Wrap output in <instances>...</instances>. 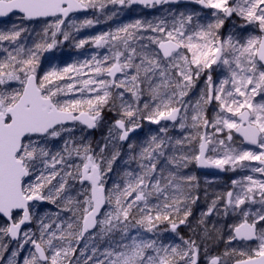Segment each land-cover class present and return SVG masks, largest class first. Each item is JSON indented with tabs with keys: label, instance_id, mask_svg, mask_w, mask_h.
I'll return each instance as SVG.
<instances>
[{
	"label": "snow or ice",
	"instance_id": "snow-or-ice-1",
	"mask_svg": "<svg viewBox=\"0 0 264 264\" xmlns=\"http://www.w3.org/2000/svg\"><path fill=\"white\" fill-rule=\"evenodd\" d=\"M190 2L210 10L208 22L165 9L80 39L77 49L96 52L60 67L44 65V53L99 22L73 14L179 0H0V18L20 19L0 31V264H264V0ZM230 18L247 31L222 34ZM106 114L115 119L94 144L88 133ZM143 121L159 128L138 143L130 134ZM126 141L127 167L110 184ZM192 164L244 175L215 193L185 238L177 229L200 198ZM37 202L56 211L40 214ZM213 214L233 221L219 254L209 247L223 239L207 226ZM168 231L180 243L160 238Z\"/></svg>",
	"mask_w": 264,
	"mask_h": 264
},
{
	"label": "rangeland",
	"instance_id": "rangeland-1",
	"mask_svg": "<svg viewBox=\"0 0 264 264\" xmlns=\"http://www.w3.org/2000/svg\"><path fill=\"white\" fill-rule=\"evenodd\" d=\"M108 7H109V11H108V13H106L104 15H101L99 13L94 14L93 11L89 10L90 12L86 16H73L72 18L74 20H76L77 23H79L80 21H83L85 18L94 19V20L98 19L99 22L95 23L91 27L83 28L79 32L72 30V38H70L69 41L62 42L56 48H54L53 52L51 53V55L48 58L45 57L46 53H44V56L41 58L42 63L46 66L49 63H51L52 65L62 67L67 63H73L76 61H82L86 58H90V56L96 52V49L94 48V46L85 45L84 48L77 49L75 47V43H77L80 39H86V38H89L91 36L100 34L102 32L115 30L116 28H118L124 24L134 22L137 18L140 19L139 15H140L141 11L139 9H132L130 6L121 8L119 5H109ZM111 12H115L116 15L112 16L111 19H108L107 17H108V15H111ZM150 15L151 16L147 17V18L155 20L159 16L167 15V12L162 11V12H158V13L150 14ZM235 19H237V18H230L229 19L231 22L229 24L227 34L234 33L235 35H240L241 31H242V33H243V31H246V29L240 28V24L238 22H235L236 21ZM19 23H20L19 16H14L13 18L10 19L9 22L0 26V31L10 30L14 24H19ZM25 26L28 27L29 29L35 28L36 32H39L40 29L43 27V25L39 22H33V23L25 22ZM36 32L31 33V35L26 38L27 42L29 44H31V42L33 40L37 39ZM61 40H62V37H61ZM3 46L7 47L8 46L7 42H4ZM3 55H4V53L0 52V57H3ZM214 78H215V73H214ZM198 91H199V89L197 88V89H194L190 93L192 96L191 99L193 101L198 96ZM257 99H259V97ZM77 136H79V132H77ZM179 136L180 135H178V133H177L176 137H179ZM97 141L102 142L99 139H97L96 142ZM138 142H139V140H138ZM122 153H123L124 157L127 158L128 152L124 151ZM117 159L118 160L122 159L121 155ZM115 169L116 168H113V171L108 174L110 184L113 181L119 180V175L115 173ZM122 172L120 173V175H122ZM229 185L231 186V181L229 182ZM50 207H51V209H48V210H39V208H37V211L40 214H43L46 211H52V212L56 211V209L54 210L55 206L50 204ZM225 229L228 230L227 227ZM197 231H199V230H197ZM182 235L187 238L190 235H192V232H191V230L190 231L189 230L184 231V233H182ZM146 236H147V238H152L150 236V234H146ZM175 236L173 237L172 235H170L167 232L163 236H161L160 238L162 240H164V238H166V237L168 239H175L177 241L176 243H178L179 239L177 236L176 237ZM86 242H87V240L83 241L81 243L80 247H83V243H86ZM216 242H219V241H216ZM216 242L213 241V242H211V244L216 245ZM106 246L107 245L102 246L101 250H103V248ZM25 254H27V252H25ZM202 260H203V258H202Z\"/></svg>",
	"mask_w": 264,
	"mask_h": 264
},
{
	"label": "flooded vegetation",
	"instance_id": "flooded-vegetation-1",
	"mask_svg": "<svg viewBox=\"0 0 264 264\" xmlns=\"http://www.w3.org/2000/svg\"><path fill=\"white\" fill-rule=\"evenodd\" d=\"M182 7H190L192 9H194V11L202 13L199 17H195L194 21L196 19H198L201 23H204V20L206 21L207 20L206 18L209 17V15H208L209 12L208 13L207 12L206 13L202 12V11H200L198 8H196L194 6L186 5V6H181L180 8H182ZM174 8H176V7H162L160 9L153 8L151 10L143 9V8H135V9H139L140 11L144 12L145 14H155V13L162 12V11L164 12L165 9H167V10H169V9L172 10L173 9V11H174ZM86 15H80V16H86ZM235 20H236L235 22H238L239 24L242 23L238 18L235 19ZM230 22L231 21L229 19H226L225 20V24H224V28L220 29L221 33L224 34L225 36L228 33V27H229ZM1 25H4V24H1ZM244 32L245 31H243V33ZM243 33L241 31V34H243ZM45 57H46V54H45ZM189 95H190V97H192L191 94H189ZM114 119H115V117H114ZM158 128H159L158 125H151L150 122L143 121L142 122V128L138 129L139 130L138 133L136 135H133L131 137V140L136 141V142H138V140H139V142H142L149 135L156 134ZM97 131H100V132H99V135L96 138V140L99 139V140L102 141L103 137L105 135H107V120H106V123H105V125L103 127L95 129L94 132H89L88 133V135L92 139V141H94V138H95L94 135L96 134ZM171 132H172V135L175 136V137H176L177 133H178V135H181L180 130L178 129V127L175 128V129H172ZM118 147H120L122 151H127V143H118ZM185 171L188 172V173H191V174H195L197 176L198 183H199V189H198L197 194L199 195L200 198L196 201L195 204H193L191 206L192 207V216L189 217V223L185 224V225H180L178 227L177 232L180 235H182V233H184V231H188V230L190 231L191 227H195L197 220L200 218V214L203 212L200 209H201V205L204 202H206L207 200H209V202H211V200L214 198L215 193L224 191L228 187H231L229 185V182L231 181V179H239L240 177H242V175H244V173L240 172V171H237V172H223L221 175H216V174H213V173H211V174L202 173L195 164L190 165L189 168L186 169ZM206 181H207V183H206ZM205 190L208 193L207 199H205ZM73 195H75V193H73ZM47 205H48L47 202H46L45 205L37 204V208H41V209L45 208V210L51 209L50 205H48V207H47ZM55 209L56 208H54V210ZM232 222L233 221H232V219L230 217H224L222 215L221 216H217L216 214L208 216L207 220H206L207 226L209 228H212V225L215 224L218 229H220V228H222L224 226L227 227V225L232 223ZM165 227H166V225H164V224L160 225L161 230H163ZM168 233H170V235L175 236V234L171 233L170 231H168ZM237 245H239V244H237Z\"/></svg>",
	"mask_w": 264,
	"mask_h": 264
},
{
	"label": "trees",
	"instance_id": "trees-1",
	"mask_svg": "<svg viewBox=\"0 0 264 264\" xmlns=\"http://www.w3.org/2000/svg\"><path fill=\"white\" fill-rule=\"evenodd\" d=\"M169 11H173V9L172 10H170L169 9ZM180 11H185V12H193L194 11V9H192V8H190V7H182V8H180V7H176V8H174V12H180ZM151 15L150 14H144V15H140L139 17H140V19L141 20H154V19H148L147 17H150ZM208 18V17H207ZM206 18V19H207ZM138 19V18H137ZM133 21V20H132ZM206 22H208V19L205 21L204 20V23H206ZM105 120H107V122H109V121H112L113 119H114V116L113 115H111V114H106V116H105ZM99 132L100 131H97L96 132V134L94 135V141H93V143L95 144L96 143V138L98 137V135H99ZM122 152H124V151H122L121 150V157H122V159H120V160H116L115 162H114V164H113V168H116L115 169V173L116 174H120L127 166H126V164H125V160L127 159V158H125L124 157V155H123V153ZM135 165L133 164L132 165V167H134ZM48 205H50V204H48ZM48 205H47V207H48ZM39 210H45V208H43V209H41V208H39ZM226 228V226H224V227H222V228H220V230H221V233H222V235H223V239L222 240H216V241H219V242H216V245H213V244H209V247L211 248V251H212V253L213 254H219V253H222L224 250H225V247H226V244H225V241L227 240V237H228V230L227 229H225ZM165 233H167V232H164L163 233V235L165 234ZM170 234V233H169ZM225 234V235H224ZM162 235V236H163ZM173 236V235H172ZM183 236V235H182ZM174 237V236H173ZM176 237V236H175ZM186 238V237H185ZM165 243H169V242H173V243H176L177 241L175 240V239H168L167 237L166 238H164V240H163ZM179 241V240H178ZM178 243H180V241L178 242ZM104 245H107L106 244V242H100V247H102V246H104ZM231 247H239L238 245H232ZM201 264H204V261L202 260V258H201Z\"/></svg>",
	"mask_w": 264,
	"mask_h": 264
},
{
	"label": "water",
	"instance_id": "water-1",
	"mask_svg": "<svg viewBox=\"0 0 264 264\" xmlns=\"http://www.w3.org/2000/svg\"><path fill=\"white\" fill-rule=\"evenodd\" d=\"M186 5H191V6H194V7H196V8H198L199 10H201V6H199V5H197V4H195V3H192V2H190V0H179V3H174V4H170V5H163V6H157L156 8L157 9H160V8H162V7H178V6H186ZM131 7L132 8H144V9H146V7H144L143 5H141V4H132L131 5ZM152 8H149V10H151ZM202 12H208L209 10L208 9H203V10H201ZM88 12L89 11H87V12H80V13H75V14H73V16H77V15H86V14H88ZM15 15H19V14H14V15H10V16H8V17H2V18H0V24H2V23H6V22H8L9 21V19L12 17V16H15ZM72 16V17H73ZM52 51L53 50H51L50 52H46V58L47 57H49L50 56V54L52 53ZM151 124V123H150ZM151 125H154V124H151ZM95 130H91L90 132H94ZM138 129L134 132V133H132V134H130V137H132L133 135H136L137 133H138ZM122 143H128V141H126V142H122ZM199 170L202 172V173H208V174H211V173H213V174H216V175H221L223 172H221V171H219V170H216V169H211V168H208V169H205V168H199ZM37 204H39V205H45L46 204V202H43V203H40V202H37ZM236 242H233V244H235Z\"/></svg>",
	"mask_w": 264,
	"mask_h": 264
},
{
	"label": "bare ground",
	"instance_id": "bare-ground-1",
	"mask_svg": "<svg viewBox=\"0 0 264 264\" xmlns=\"http://www.w3.org/2000/svg\"><path fill=\"white\" fill-rule=\"evenodd\" d=\"M130 7H131V6H130ZM131 8H132V7H131ZM132 9H135V8H132ZM144 14H145V13L141 11L140 15H144ZM140 15H139V16H140ZM207 19L209 20L210 17H208ZM222 28H224V26H223ZM222 28H221V29H222ZM209 203H210L209 200H207L206 202H204V203L201 205V209H200V210H201V211H205V210L207 209V207L209 206ZM184 237H185V236H184Z\"/></svg>",
	"mask_w": 264,
	"mask_h": 264
}]
</instances>
